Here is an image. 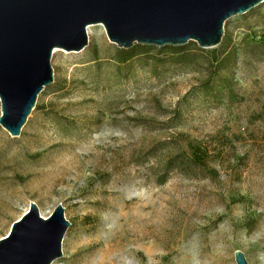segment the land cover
Wrapping results in <instances>:
<instances>
[{
  "label": "rangeland",
  "instance_id": "obj_1",
  "mask_svg": "<svg viewBox=\"0 0 264 264\" xmlns=\"http://www.w3.org/2000/svg\"><path fill=\"white\" fill-rule=\"evenodd\" d=\"M90 26L84 50H54L62 90L40 94L21 135L0 125V239L32 202L44 217L62 203L53 264H237V250L264 264V3L226 22V48L191 45L192 63L154 46L118 64ZM190 140L207 167L186 159Z\"/></svg>",
  "mask_w": 264,
  "mask_h": 264
},
{
  "label": "water",
  "instance_id": "obj_2",
  "mask_svg": "<svg viewBox=\"0 0 264 264\" xmlns=\"http://www.w3.org/2000/svg\"><path fill=\"white\" fill-rule=\"evenodd\" d=\"M264 0H0V125L21 135L40 94L55 82L56 48L80 52L89 45L88 27L102 24L120 49L136 44L216 48L226 22ZM58 204L44 217L29 210L0 239V264H53L64 256L72 225ZM237 264H249L241 250Z\"/></svg>",
  "mask_w": 264,
  "mask_h": 264
},
{
  "label": "trees",
  "instance_id": "obj_3",
  "mask_svg": "<svg viewBox=\"0 0 264 264\" xmlns=\"http://www.w3.org/2000/svg\"><path fill=\"white\" fill-rule=\"evenodd\" d=\"M229 39H230L229 35L226 33L221 43L222 44L221 48H226L229 45ZM191 45L195 46V50H193L194 53L205 51L202 48H200L197 45V43H195L194 41H190L187 45H184V46H166L164 48H161L160 51L171 50L173 54L177 56L178 61L176 62L192 63L194 61V53L190 51ZM152 49H157V48L154 46L136 44L132 49H129V50L118 49L115 60L118 64H127L128 62L132 61L134 58L138 56L146 55ZM212 50L213 52H216V48ZM231 56H232V51H227L225 53H220V54L218 53V54L212 55L214 71L210 75V78L215 77L219 71L226 68L227 63L230 61ZM51 88L54 89L55 92L62 90V86L60 87L58 83H54L53 85H50L49 87H47L41 94H45L47 90ZM37 108H42V107H38L37 105ZM187 147H188V155H187L188 157H186V159H188L194 166L204 168L209 165V161L212 159V154L206 146H204L198 141L190 140L187 143ZM184 157H185V154L183 153L174 157L172 161L169 163L168 168H170L173 165V161L177 160L178 158H181V162L182 164H184L186 161ZM166 180H167V176L164 175V177H162L159 183L164 184Z\"/></svg>",
  "mask_w": 264,
  "mask_h": 264
},
{
  "label": "bare ground",
  "instance_id": "obj_4",
  "mask_svg": "<svg viewBox=\"0 0 264 264\" xmlns=\"http://www.w3.org/2000/svg\"><path fill=\"white\" fill-rule=\"evenodd\" d=\"M92 26H90V28H91ZM90 28H88V29H90ZM56 51H57V49H56ZM128 243H129V241H128Z\"/></svg>",
  "mask_w": 264,
  "mask_h": 264
}]
</instances>
